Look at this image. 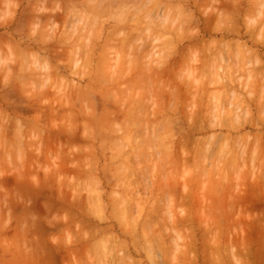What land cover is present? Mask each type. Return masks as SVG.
<instances>
[{
    "label": "clouds",
    "instance_id": "obj_1",
    "mask_svg": "<svg viewBox=\"0 0 264 264\" xmlns=\"http://www.w3.org/2000/svg\"><path fill=\"white\" fill-rule=\"evenodd\" d=\"M0 264H264V0H0Z\"/></svg>",
    "mask_w": 264,
    "mask_h": 264
}]
</instances>
